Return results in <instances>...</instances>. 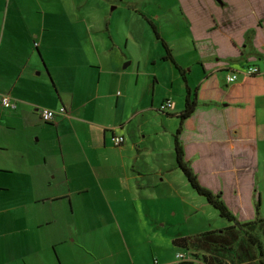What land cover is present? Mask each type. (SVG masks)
<instances>
[{
	"label": "crops",
	"instance_id": "obj_1",
	"mask_svg": "<svg viewBox=\"0 0 264 264\" xmlns=\"http://www.w3.org/2000/svg\"><path fill=\"white\" fill-rule=\"evenodd\" d=\"M177 1L202 60L198 61L202 74L196 76L192 88L203 79V70L225 84L226 74L236 73L238 81L228 84L236 85L249 67H257L264 80V0ZM76 3L65 7L64 0H0V97L6 94L17 102L14 111H7L17 113L27 125L39 127V107L64 106L68 111L67 116L50 123L63 146L60 171L43 177L37 171L30 182L22 179L18 189L22 198L12 192L5 195L15 203L0 211V252L6 264L8 239L4 226H12L17 219L20 224L26 220L42 226L43 214L37 210L24 212L22 202L68 200L83 219L89 213L95 216L100 209L116 213L118 204H135L138 197L148 198L152 174L166 181L165 174L174 169L173 164L167 170L162 165L151 169L153 142L152 146L146 142L151 131L143 129L142 121L133 126L134 119L144 111L145 95L154 89L156 77L152 83L130 90V74L122 66L124 58L104 36H96L88 18L80 20L79 12L85 9ZM250 30L254 36L252 47H247L245 35ZM185 90L184 83L183 93ZM162 98L161 104L164 100L170 103L169 113L182 111L184 100L180 106L171 95ZM189 125L190 131L182 134L181 141L185 159L199 181L204 185L203 178L214 179L241 198L244 190L239 172L246 170L252 175L245 195L251 206L259 193L258 183H264V98L255 105L253 138L246 128L240 135L238 109L223 105V96L215 105L196 109ZM170 133L173 138L174 132ZM113 136H122V144L114 145ZM37 153L24 135L0 128V191L11 190L9 179L3 176L22 167L32 171L31 160L38 159ZM211 187L215 193L219 190ZM14 209L16 212H11ZM18 248L22 256L31 250L29 243L21 241Z\"/></svg>",
	"mask_w": 264,
	"mask_h": 264
},
{
	"label": "rangeland",
	"instance_id": "obj_2",
	"mask_svg": "<svg viewBox=\"0 0 264 264\" xmlns=\"http://www.w3.org/2000/svg\"><path fill=\"white\" fill-rule=\"evenodd\" d=\"M75 1L77 2L75 6L85 9L79 12L80 20L88 18L94 26L95 33L97 32L96 36H104L112 49L124 58L122 66H125V71L130 74L128 81L130 90L134 89V86H137L136 89L142 88L152 83L156 77L154 89L145 95L144 111L134 119L133 126L139 125L142 121L143 129L151 131L146 141H150L151 146L153 142L151 169L162 165L167 170L170 164H173L174 169L165 174L166 181L152 174L151 189L146 191L148 198L138 197L135 204L131 201L118 204L116 213L98 208L99 212H96L95 216L89 213L83 219L82 214L77 213L75 204L69 203L68 200L52 202L50 199L36 204L28 200L22 202L24 212L37 210L43 214L40 218L42 226H36L33 222L28 224L26 220V224H20L18 219L14 220L12 226H4L8 239L7 264L179 262L177 254L184 250L175 247L172 239L207 230H221L230 225V222L220 217L205 198L191 188L185 176L175 167L173 138L170 131L175 132L173 129L177 120L174 117L166 118L161 113L160 106L162 97L167 95L173 96V99L182 106L184 82L174 64L163 59L166 54L165 48L144 18L149 19L156 27L159 36L169 48L174 63L185 71L187 77L189 75L187 80L190 81L191 87L188 86L191 89L192 85L197 83L196 76L202 74V69L197 64L198 61L202 63L197 53L198 44L189 37V24L183 17L177 0H64V6H73ZM5 110L0 103V128L14 129L16 133L24 135L31 142L32 149L38 151L36 155L38 159L32 157L31 172L27 167H22L13 174L3 176L9 179L8 186L11 190L0 191L2 199L0 211L15 204L10 198L7 200L5 195L12 192V195L23 197L18 192L22 179L30 182L31 175H35L37 171L39 176L43 177L53 171H60L63 165L62 142L52 124L40 120L41 127L35 124L27 125L17 113L13 115ZM262 157L260 154V161ZM148 159L146 155L145 160L149 161ZM24 173L29 176H24ZM239 176L241 190H244L241 198L230 193V189L225 188L224 184L218 185L214 179L203 178L204 185L200 183L203 186L207 183L208 186L205 187L211 191H213L211 186L217 190L219 188L216 191L222 194L226 206L240 221L253 219L254 204L260 197V216L264 217V183L261 181L258 183L259 193L254 196L252 205L249 206L245 201V195L252 175L244 170L239 172ZM11 212L15 213L16 209ZM49 222L51 224H47ZM73 224L75 226L72 228ZM55 234L57 236L52 238L51 236ZM19 241L29 243L31 250H26L30 251L28 255H21ZM4 259L5 256L0 252V264H6ZM183 264L202 263L193 261Z\"/></svg>",
	"mask_w": 264,
	"mask_h": 264
},
{
	"label": "trees",
	"instance_id": "obj_3",
	"mask_svg": "<svg viewBox=\"0 0 264 264\" xmlns=\"http://www.w3.org/2000/svg\"><path fill=\"white\" fill-rule=\"evenodd\" d=\"M153 29L157 40L161 41L166 54L164 60L174 64L183 82L186 84L184 105L181 112L173 114L165 107L161 113L174 117L178 126L173 134V147L175 167L185 176L191 188L211 205L220 217L230 222V225L221 230H207L199 234L176 237L172 244L184 250L192 258L191 261H179L171 264L192 263L198 261L202 264H264V217L260 216V197L254 204V217L249 221H240L226 206L222 194L213 192L203 186L191 163L185 159V151L181 141L183 133L190 131L189 119L200 107L215 105L223 96V105L234 106L238 109L240 135L247 130L248 136L254 137V110L258 99L264 98V80L260 73H253L241 77L236 85L220 83L217 76L203 70V79L192 89L187 85L186 73L174 63L169 48L159 36L156 27L147 19ZM254 31L245 35V45L252 47ZM202 68V64L198 63ZM225 92L222 94V92ZM164 100L162 104L167 103ZM157 264V263H156Z\"/></svg>",
	"mask_w": 264,
	"mask_h": 264
},
{
	"label": "built area",
	"instance_id": "obj_4",
	"mask_svg": "<svg viewBox=\"0 0 264 264\" xmlns=\"http://www.w3.org/2000/svg\"><path fill=\"white\" fill-rule=\"evenodd\" d=\"M258 72V68L257 67H249L248 70L245 71L244 75H249V74H253V73H257ZM238 75L236 73H228L225 76V82L227 84H234L238 81ZM0 103L1 106L9 111H14L17 108V102L12 100L8 95L4 94L0 97ZM170 106V103L167 102L165 104H161L160 106V110L161 111H165V107L166 106ZM40 119L43 122H48L51 123L53 121H55L56 118L58 117H63V116H67L68 115V111L64 106L59 107L56 110H52V109H39L38 110ZM114 145L118 146L121 145L123 142V137L122 136H113L112 138ZM177 257L179 259V261H191L192 258L190 257L189 254L182 252V253H178Z\"/></svg>",
	"mask_w": 264,
	"mask_h": 264
},
{
	"label": "flooded vegetation",
	"instance_id": "obj_5",
	"mask_svg": "<svg viewBox=\"0 0 264 264\" xmlns=\"http://www.w3.org/2000/svg\"><path fill=\"white\" fill-rule=\"evenodd\" d=\"M43 122V121H42ZM43 123H48V122H43Z\"/></svg>",
	"mask_w": 264,
	"mask_h": 264
},
{
	"label": "water",
	"instance_id": "obj_6",
	"mask_svg": "<svg viewBox=\"0 0 264 264\" xmlns=\"http://www.w3.org/2000/svg\"><path fill=\"white\" fill-rule=\"evenodd\" d=\"M48 124H50V123H48Z\"/></svg>",
	"mask_w": 264,
	"mask_h": 264
}]
</instances>
